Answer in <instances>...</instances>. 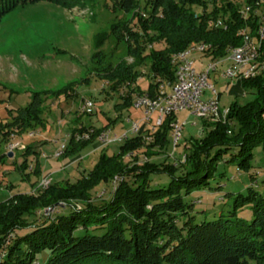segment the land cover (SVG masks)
Masks as SVG:
<instances>
[{"label":"trees","instance_id":"obj_1","mask_svg":"<svg viewBox=\"0 0 264 264\" xmlns=\"http://www.w3.org/2000/svg\"><path fill=\"white\" fill-rule=\"evenodd\" d=\"M43 1L72 9L85 0H0V22L20 6ZM120 1L128 8L135 0ZM149 1V15L139 17L141 34L125 25L113 28L119 38L135 44L129 49L135 62L120 63L102 74L112 91L138 83L139 68L147 61L150 64L148 90H142L140 84L130 88L123 104L117 105L120 110L132 108L135 95L155 98L163 82L175 81L174 55L204 43L211 45V57L223 58L243 43L245 30L255 36L260 26L257 17L246 20L241 15L242 0ZM144 36L145 45L141 42ZM103 41L100 37L97 43ZM156 43H164V47L157 49ZM262 52L264 65V47ZM242 83L255 91V98L244 105L233 103L223 121L203 120L204 135L190 140L179 163L150 160L171 144L169 133L175 117H167L154 133H148L150 140L147 134L132 136L115 154L102 150L88 173L75 182H52L47 189L17 192L0 201V264H34L45 250L51 253L45 264H264V191L249 187L247 194L236 195L226 219L221 213L219 219L201 223L191 216L194 205L185 201L195 191L211 186L219 163L249 170L254 148L264 147V67ZM68 94V85L55 93H34L29 106L10 113L11 122L0 121V137L8 144L21 132L45 126V97ZM115 123L109 120L102 128L78 125L64 154L78 156ZM85 134L89 139L79 138ZM142 149L146 150L144 162L137 156ZM31 154L38 156L39 152L27 145L25 163L20 166L24 181L41 173L38 159L28 172ZM4 157L9 152L0 159ZM127 158L132 159L126 162ZM152 175H167L170 180L152 185ZM117 177L120 180L111 198L101 205L94 203L93 190ZM246 205L252 208L251 222L237 216L238 208ZM55 208L60 212L46 211ZM43 210L46 214L41 223L28 220Z\"/></svg>","mask_w":264,"mask_h":264},{"label":"rangeland","instance_id":"obj_2","mask_svg":"<svg viewBox=\"0 0 264 264\" xmlns=\"http://www.w3.org/2000/svg\"><path fill=\"white\" fill-rule=\"evenodd\" d=\"M150 6L149 0H135L128 8H123L120 0H85L79 7L69 9L43 1L20 6L1 20L0 121L11 122L10 113L15 114L19 108L29 106L36 92L55 93L68 85L69 94L68 97H45V126L32 130L37 135L35 138L29 137V131H24L9 141H21L22 148L14 151V158L0 159V201L11 197L12 193L35 192L41 180L52 172L59 176L53 182H75L82 173L87 174L93 167L102 149L110 155L118 152L120 143L97 151L89 148L93 151L92 154L85 159L75 160L73 164L72 156L63 154L60 158L56 157L63 144L68 146L71 133L78 125L102 128L109 120H115L116 123L110 129L112 134H118L130 129L131 119L140 120L143 116L142 110L134 107L120 110L117 105L123 104L130 88L140 84L142 90H148L151 79L148 61L139 68L138 83L120 91H112L111 84L102 78V74L120 63L135 62L129 54V49H133L135 44L131 45L119 38L113 28L125 25L141 34L139 17L147 18ZM100 37L104 41L99 45L97 41ZM144 38L145 36L141 42L145 45ZM154 47L162 49L164 43H156ZM194 58L198 71L207 70L210 64H217V71L211 74L210 83L215 84L222 95L219 102L221 110L229 108L235 102L244 105L255 98V91L244 88L241 80L224 77V72L230 66L229 60L222 64V60L202 57L200 54H195ZM210 93V90L207 91L205 97H211ZM87 101L94 103L92 115L84 114ZM129 114L131 116L128 119ZM178 118L181 123L187 122L183 126L178 146L174 150V139L170 132L171 144L160 155L152 157L151 161L179 163L185 157V148L190 140L204 135L202 119L188 112L180 113ZM4 141L0 137V158L11 153L8 151L10 143ZM27 145L39 152L38 156L31 154L27 157L28 172L33 171L37 159L41 168L39 176L32 174L31 181H24L20 171V166L25 163L24 148ZM145 152L142 149L137 153L141 162L147 161ZM253 154L249 170L221 162L217 168L218 175L211 181V186L197 190L185 198L188 204L194 205L191 216H195L196 223L219 219L221 213H224L223 218L226 219L233 210L236 195L247 194L249 187L264 191V147H255ZM132 158H127L126 162ZM69 162L72 168L65 170L64 166ZM152 178V185L167 184L170 180L167 175H152ZM117 184L118 182H112L97 187L92 192L93 202L101 205L109 200ZM59 210L55 208L53 211H46L53 214L60 212ZM46 211L37 212L38 216L28 220L33 222L36 219L35 223H41ZM237 216L251 222V205L238 208ZM50 254L49 250L43 251L34 264H45Z\"/></svg>","mask_w":264,"mask_h":264},{"label":"built area","instance_id":"obj_3","mask_svg":"<svg viewBox=\"0 0 264 264\" xmlns=\"http://www.w3.org/2000/svg\"><path fill=\"white\" fill-rule=\"evenodd\" d=\"M244 6L241 15L247 20L249 18L258 19L260 26L257 35L253 36L250 29L243 32V43L231 48L227 60L230 66L224 72V77L231 80H244L256 77L260 74L264 65L261 61L264 47V0H243ZM211 45L198 43L190 46L185 51L174 55L175 81L163 82L160 91L155 98L147 94L136 95L133 107L142 110L141 119H131V127L122 134H112L111 129L103 132L97 139L102 147H109L113 144H122L132 136H146L150 140L152 137L148 133H154L162 126L167 117H175L171 123L172 137L174 139V150L178 145L183 126L187 122L181 123L178 116L182 112H188L202 120L209 122L223 121L229 113V108L220 109L218 92L215 86L210 83L211 74L217 71V64H210L207 70L198 71L195 67V54L202 57L213 58L210 55ZM211 91L213 97L205 99V93ZM94 103H85L84 113L94 112ZM30 137L36 135L35 132L28 134ZM89 134H85L82 139H89ZM22 148V142L8 144V151L14 154L15 150ZM67 145L63 144L56 154L60 158ZM120 180L119 177L115 182ZM53 182L51 175L43 178L39 184V189H47Z\"/></svg>","mask_w":264,"mask_h":264},{"label":"crops","instance_id":"obj_4","mask_svg":"<svg viewBox=\"0 0 264 264\" xmlns=\"http://www.w3.org/2000/svg\"><path fill=\"white\" fill-rule=\"evenodd\" d=\"M214 59V58H213ZM224 59V60H223ZM216 60H222V64H224L226 61H228V60H226V56L225 57H223V58H220V59H216ZM214 86H215V84H213ZM215 89L217 90V88H216V86H215ZM217 92H218V90H217ZM206 94H207V92L205 93V96H206ZM210 95H211V97H205V99H210V98H212L213 97V94L212 93H210ZM136 96V95H135ZM135 96H134V99H135ZM221 98H222V95H221V93L220 92H218V99H219V102H220V100H221ZM133 108V107H132ZM130 116H131V114H129V117H128V119L130 118ZM125 131H121L120 133H118V134H122V133H124ZM37 134L38 135H40V132H37ZM37 136V135H36ZM89 148H92L93 149V151H97V150H99V149H101V148H103L102 147V145L97 141L95 144H93V145H91V146H89L88 148H86L84 151H82L81 153H80V156H76V157H74L73 159V161L71 162V164H73V162L75 163V160L76 161H78V160H82V159H85L86 157H89L91 154H92V150L91 149H89ZM103 150V149H102ZM37 152H38V150H36ZM15 157V153L13 154V157H10V158H14ZM70 162L69 163H67L65 166H64V169L65 170H68L69 168H72V165L70 166ZM54 173H56V172H52V173H50V174H48V175H53V176H55V177H53V179L55 180L56 178H58L59 176H58V174L56 173V174H54ZM47 175V176H48ZM12 194H14V193H12Z\"/></svg>","mask_w":264,"mask_h":264},{"label":"water","instance_id":"obj_5","mask_svg":"<svg viewBox=\"0 0 264 264\" xmlns=\"http://www.w3.org/2000/svg\"><path fill=\"white\" fill-rule=\"evenodd\" d=\"M9 157H13V153L12 152L9 154ZM49 211H53V209H49Z\"/></svg>","mask_w":264,"mask_h":264}]
</instances>
